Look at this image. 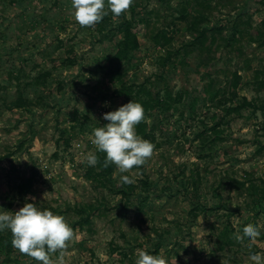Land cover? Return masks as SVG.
<instances>
[{"label": "rangeland", "instance_id": "obj_1", "mask_svg": "<svg viewBox=\"0 0 264 264\" xmlns=\"http://www.w3.org/2000/svg\"><path fill=\"white\" fill-rule=\"evenodd\" d=\"M263 78L264 0H134L93 28L71 0H0V212L63 215L66 264H135L137 249L168 264H251L234 236L253 224L251 251L264 254ZM140 84L161 101L145 112L153 137L137 131L155 153L120 174L91 136ZM11 238L0 232V264H38Z\"/></svg>", "mask_w": 264, "mask_h": 264}, {"label": "clouds", "instance_id": "obj_2", "mask_svg": "<svg viewBox=\"0 0 264 264\" xmlns=\"http://www.w3.org/2000/svg\"><path fill=\"white\" fill-rule=\"evenodd\" d=\"M133 3L134 0H71V9L81 27L93 28L109 13L116 18L126 14ZM103 119L108 123L93 129L91 142L96 152L105 154L104 168L115 165L118 173H131L153 157L155 145L139 136L136 130L145 120L141 103L132 100L115 111L104 113ZM96 152H88L82 162L95 167L100 163ZM120 182L131 185L135 179L120 175ZM5 230L10 231L11 244L20 254L38 264H66L65 256L74 239V230L63 215L41 210L34 203H25L18 211L0 212V232ZM260 235V230L249 223L243 227L242 235L237 233L234 236L240 243L247 238L251 264H264V254L251 251ZM135 264H168V261L162 255H151L137 249Z\"/></svg>", "mask_w": 264, "mask_h": 264}, {"label": "trees", "instance_id": "obj_3", "mask_svg": "<svg viewBox=\"0 0 264 264\" xmlns=\"http://www.w3.org/2000/svg\"><path fill=\"white\" fill-rule=\"evenodd\" d=\"M128 24V23H127ZM125 31H124V36L123 38L119 41V47H118V55L120 58L124 57H128L129 54V49L133 46L132 44V39H131V30H130V25H127L124 27ZM68 60H63V61H68V63H72L73 60H71L70 58H67ZM261 85H264V78L259 80ZM214 84L213 82H211V87H213ZM137 90L134 92V94H132V89L131 88H125L122 87L119 92L123 93L128 89V94L130 95V101H135V102H139L142 104L145 112L148 111L149 109H153L155 108V106L160 105L161 101L159 100L158 96L154 95L151 90H149L148 88H146L145 84H140L137 86ZM221 91V90H219ZM146 96V97H145ZM250 105V102L248 101H244L243 104H239L236 106H233L232 109L233 110H239L241 107L245 106V105ZM166 106L162 107L165 108ZM147 125L148 122L146 120H144L143 122H141L138 126H137V131L141 132L143 134V136L145 138H151L153 137L151 132L147 130ZM215 130V129H214ZM216 131V130H215ZM217 132V131H216Z\"/></svg>", "mask_w": 264, "mask_h": 264}]
</instances>
